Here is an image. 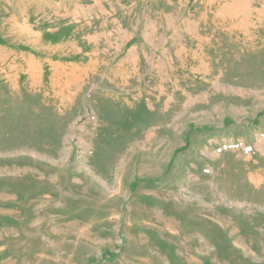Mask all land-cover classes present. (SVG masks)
<instances>
[{"label":"rangeland","instance_id":"1","mask_svg":"<svg viewBox=\"0 0 264 264\" xmlns=\"http://www.w3.org/2000/svg\"><path fill=\"white\" fill-rule=\"evenodd\" d=\"M0 264H264V0H0Z\"/></svg>","mask_w":264,"mask_h":264}]
</instances>
